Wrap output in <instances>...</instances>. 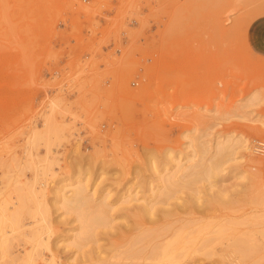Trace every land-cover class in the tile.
Instances as JSON below:
<instances>
[{
	"label": "rangeland",
	"instance_id": "rangeland-1",
	"mask_svg": "<svg viewBox=\"0 0 264 264\" xmlns=\"http://www.w3.org/2000/svg\"><path fill=\"white\" fill-rule=\"evenodd\" d=\"M263 21L264 0H0V264H86L57 199L75 182L118 201L115 228L134 222L119 202L134 193L171 231L192 225L176 264H264V56L250 36ZM225 139L248 149L216 155ZM198 162L220 171L212 188L146 190Z\"/></svg>",
	"mask_w": 264,
	"mask_h": 264
},
{
	"label": "bare ground",
	"instance_id": "bare-ground-1",
	"mask_svg": "<svg viewBox=\"0 0 264 264\" xmlns=\"http://www.w3.org/2000/svg\"><path fill=\"white\" fill-rule=\"evenodd\" d=\"M202 145H203V143H202ZM196 146L198 148L200 146V144H199V146L198 145H196ZM234 146H236V148H234ZM203 147L204 146H202V148ZM215 147H216L215 152H217L216 155L222 154V156H225L226 153L234 155L235 150L238 148H239V150L243 149L244 151L245 150L247 151V149H248L245 141L241 140V139H236L235 141L232 139L231 140L225 139L222 141H218L216 143ZM194 149H196L195 146H194ZM203 151H204V149L202 150V152ZM211 160H212V158H211ZM230 160H233V159H230ZM208 161H209V159H208ZM198 163H199L198 164L199 166L196 163V165H197L196 167L199 168L198 171L194 170V171H191V173L189 172L190 174H187V176H184V178L181 177L182 180L179 179L180 176L177 179H174L175 177H173V176H170V175L161 176V174H160L157 177V180L160 181L162 187L160 186L158 189H154V188H151L153 183H147L146 185H148V189L146 188V190L148 191V193L149 192L151 193L152 197L157 198L159 196V198H160L161 197L160 194H162L163 192L166 194L165 196H169L172 192L171 190L175 191V189L177 190L178 187L179 188L183 187V189L184 188L189 189V188H191V186L193 184H196V183L198 184L197 181L199 179L203 180V178H204V180L205 179L208 180L210 182V184L212 183V181L214 182V180L220 174L219 173L220 171L217 170L216 164H213L210 162L209 164L206 163L207 165H203V163H202V165H200V162H198ZM177 164H178V166H177ZM177 164H176L177 169H178L177 171H179L182 166H181V164H179V162H177ZM196 167H195V169H196ZM239 175L243 179H245V178L249 179L251 177V176L249 177V174L247 172H242ZM82 184L80 182L79 183L75 182L74 184L70 185V191H71L70 196H65L66 192L65 193H62L61 191L58 192L59 194L57 196V199H58L59 204L63 207L62 209H64L66 213L68 212L71 215H75L74 221L77 222L78 226H75V227H77L76 229H73V230L71 229V230H72V233L76 232V234L71 235V237L68 238V241H67L68 243L66 242V244H67L66 248L73 249L72 247H75V248H77L78 251H79V249L80 250L82 249L78 256H80L81 258L84 259L83 263H86V264H124V263H122V261L125 262V261L129 260V263H127V264H140V263H138V261L139 262L143 261L144 264H146V263L147 264H176L181 259L180 253L183 251H184V253L185 252L187 253V251L189 249V248L187 249V246L193 242L191 239L188 238V236L190 235L191 232L193 233V230H195V229H192V231H190L189 235H186L188 233L187 231H189V229L184 230V231H183V229H185L188 226H192V225L188 224V226L186 225V227L171 231L170 227H172V226H167L169 224L166 222V216H165L164 212H162V214H164V215L159 216L158 220L157 219L152 220L151 218L156 217L155 216V213H156L155 210H157V208L156 209L154 208L156 204L154 203L155 204L154 205L152 203V201H148L149 200L148 198H146V199L145 198H138L137 193H134V196H132V194H131V195H128L127 197L120 198V201H119V202H121V204L124 203L125 205H127L131 209L136 208L134 212H133V210H132V212H130L131 214L133 213L131 216H127L128 218L129 217L133 218L134 222H132L131 225H129L128 227H125L124 229L117 228V227L115 228L113 226L114 225L113 221L116 218H113V216H111L110 212L112 213V211H114L113 204L114 203L116 204L118 201L114 202L112 204L111 202H108L106 200L107 198H105V197H102V199L100 198V199L96 200V199H94L95 197H93L94 195L87 191V189H86L87 187L84 186L85 184H83V185ZM214 185L211 184L210 185L211 188ZM166 186H168V189H170V190H168ZM161 188H163V189H161ZM164 188H166L167 191ZM211 188H209V189L211 190ZM193 193H195V192H193ZM197 194L198 193H196V195ZM165 196L162 195V198H164ZM173 196H174V194H171L170 198L171 197L173 198ZM167 198H169V197H167ZM193 198L196 199L197 197L194 196ZM197 199L200 200L199 198H197ZM197 199H196V201H197ZM156 202H158V201H156ZM133 203H135V207L132 206ZM138 203H141V204H138ZM160 203H161V201H160ZM163 203H161V204H163ZM128 207H125V209L127 210ZM163 207H164V205H163ZM126 213H128V211ZM126 213H124L123 215H125ZM126 215H128V214H126ZM121 217H123V216H121ZM121 217H118V218H121ZM133 220L131 219V221H133ZM203 224L205 225V223H203ZM203 224H201L202 225L201 228H204L205 226H206L205 228H207V225L204 226ZM204 229H202V230H204ZM109 230H113V231L118 232V235H117L118 241L110 242L108 252H105V250L101 251L102 248L98 245L99 240H100L99 237L100 236L103 237V235L105 236ZM196 233L197 232H195V234ZM208 233H207V235L209 236L210 233L209 234ZM218 233H220V232H218ZM169 234H170V236H169ZM183 235H186V236H183ZM203 237H204V235H203ZM207 237H206V239L203 238L204 240H202V242H200L202 244H200L199 242H198V246L196 244L197 249L196 250L194 249L195 251H197L198 247L200 248V246L205 247L206 245L211 244L210 238H207ZM199 244H200V246H199ZM191 246H193V245H191ZM196 246H194V247L196 248ZM86 247H89V249L87 251L84 250V248H86ZM43 248H44V246H43ZM202 248L203 247H201V249ZM203 249H205V248H203ZM192 251L193 250L191 249L190 252H192ZM77 252H75V253H77ZM104 253H106V255L102 256ZM51 256L54 258V255H51ZM181 256H182V254H181ZM52 257H51V259H52ZM186 257H187V255H186ZM57 258H56V260L54 259L53 263H55V261H57ZM73 258H74V253H73ZM49 260H50V258H49ZM47 261H48V259H47ZM47 261H46V263H47ZM71 261H72V259H71ZM49 262L51 263L52 260ZM65 262H67V261H65ZM81 262H82V260H81ZM31 263H29V264H31ZM10 264H13V263H10ZM56 264H59V262H57Z\"/></svg>",
	"mask_w": 264,
	"mask_h": 264
},
{
	"label": "crops",
	"instance_id": "crops-1",
	"mask_svg": "<svg viewBox=\"0 0 264 264\" xmlns=\"http://www.w3.org/2000/svg\"><path fill=\"white\" fill-rule=\"evenodd\" d=\"M81 20H85L86 17L85 16H81L80 18ZM264 31V21L263 22H258L255 26L254 31H252L251 33V41H252V48L254 49V51L260 55L264 56V35H262V32ZM64 64V62H62L58 67H62ZM78 96L76 94L72 95V96H66L65 100L69 101V100H74L76 99Z\"/></svg>",
	"mask_w": 264,
	"mask_h": 264
},
{
	"label": "built area",
	"instance_id": "built-area-1",
	"mask_svg": "<svg viewBox=\"0 0 264 264\" xmlns=\"http://www.w3.org/2000/svg\"><path fill=\"white\" fill-rule=\"evenodd\" d=\"M255 149H257L258 152H263L264 150V146L262 143H257V145L255 146Z\"/></svg>",
	"mask_w": 264,
	"mask_h": 264
}]
</instances>
